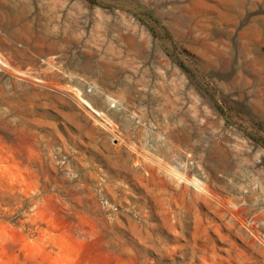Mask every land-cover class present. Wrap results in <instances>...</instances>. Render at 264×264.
Segmentation results:
<instances>
[{
    "label": "rangeland",
    "instance_id": "obj_1",
    "mask_svg": "<svg viewBox=\"0 0 264 264\" xmlns=\"http://www.w3.org/2000/svg\"><path fill=\"white\" fill-rule=\"evenodd\" d=\"M0 56V264H264V0H0Z\"/></svg>",
    "mask_w": 264,
    "mask_h": 264
},
{
    "label": "built area",
    "instance_id": "obj_2",
    "mask_svg": "<svg viewBox=\"0 0 264 264\" xmlns=\"http://www.w3.org/2000/svg\"><path fill=\"white\" fill-rule=\"evenodd\" d=\"M10 68L7 66V64L4 62L3 58L0 56V73L5 71V70H9ZM87 108H90V105L86 104L85 105Z\"/></svg>",
    "mask_w": 264,
    "mask_h": 264
},
{
    "label": "bare ground",
    "instance_id": "obj_3",
    "mask_svg": "<svg viewBox=\"0 0 264 264\" xmlns=\"http://www.w3.org/2000/svg\"><path fill=\"white\" fill-rule=\"evenodd\" d=\"M91 110H92V112L94 113L95 112V110H94V108L92 107L91 108ZM194 184H196V185H198V186H201L202 187V184L201 183H199V184H197V183H194ZM193 187L195 188V186L193 185ZM197 189H198V187H197ZM202 189H203V187H202ZM196 191V190H195ZM198 191H199V189H198Z\"/></svg>",
    "mask_w": 264,
    "mask_h": 264
},
{
    "label": "trees",
    "instance_id": "obj_4",
    "mask_svg": "<svg viewBox=\"0 0 264 264\" xmlns=\"http://www.w3.org/2000/svg\"><path fill=\"white\" fill-rule=\"evenodd\" d=\"M87 1L92 2V0H87Z\"/></svg>",
    "mask_w": 264,
    "mask_h": 264
}]
</instances>
